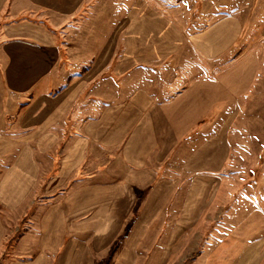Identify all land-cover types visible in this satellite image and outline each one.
<instances>
[{
  "label": "crops",
  "instance_id": "1",
  "mask_svg": "<svg viewBox=\"0 0 264 264\" xmlns=\"http://www.w3.org/2000/svg\"><path fill=\"white\" fill-rule=\"evenodd\" d=\"M263 136L264 0H0V264H262Z\"/></svg>",
  "mask_w": 264,
  "mask_h": 264
},
{
  "label": "rangeland",
  "instance_id": "2",
  "mask_svg": "<svg viewBox=\"0 0 264 264\" xmlns=\"http://www.w3.org/2000/svg\"><path fill=\"white\" fill-rule=\"evenodd\" d=\"M249 138L251 139V137H243V140L246 141ZM263 142H264V136L258 137V143H263ZM244 153H248V152H244ZM263 154L264 153H258L259 156H262ZM27 220L29 221V219H22V220H19L18 223H16V229L18 228V232H16L12 237V245L14 244V246H12L13 250L11 252L14 258H19L18 256L20 254H23V252H28V257L26 258H29L37 251L36 243H35L36 230L33 224L31 231H26V226H27L26 221ZM31 221H32V218H31ZM26 237L27 239H30V241L27 242V244H30L28 248H25L26 241L23 240ZM10 245H11L10 242H8L3 248V250L8 251L7 253H10V250H11L9 249ZM199 248L202 249L201 247ZM199 248L198 249L194 248L191 256L190 254L188 255L187 262L183 264H230V263H224V262L210 263L209 261L211 258L208 256H205V257L203 256L202 258H199V260H197L196 256L200 254V253H197V251L200 252ZM176 264H181V263H176ZM262 264H264V261Z\"/></svg>",
  "mask_w": 264,
  "mask_h": 264
}]
</instances>
